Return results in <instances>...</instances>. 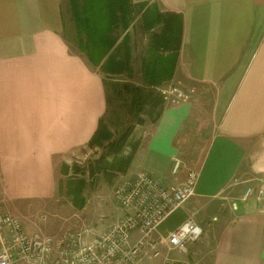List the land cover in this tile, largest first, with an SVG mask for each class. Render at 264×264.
<instances>
[{
    "label": "crops",
    "instance_id": "crops-1",
    "mask_svg": "<svg viewBox=\"0 0 264 264\" xmlns=\"http://www.w3.org/2000/svg\"><path fill=\"white\" fill-rule=\"evenodd\" d=\"M129 3L127 23L146 11L134 30L141 66L160 28L149 26V13L179 14L182 37L170 78L200 86L190 96L206 94L203 109L199 99L157 101L152 121L141 124L149 128L126 177L146 171L173 185L185 179L186 167L200 173L194 195L151 239L160 245L153 264H264V211L256 197L241 200L247 187L264 188V0ZM65 31L64 0H0V214L24 218L31 236L53 235L52 221L37 213L52 207L60 161L88 144L106 110L104 78L70 51ZM129 31L127 24L126 40L117 41L127 65L134 56ZM174 157L184 164L177 174ZM187 219L201 226V239L186 254L169 252L163 238Z\"/></svg>",
    "mask_w": 264,
    "mask_h": 264
},
{
    "label": "rangeland",
    "instance_id": "rangeland-1",
    "mask_svg": "<svg viewBox=\"0 0 264 264\" xmlns=\"http://www.w3.org/2000/svg\"><path fill=\"white\" fill-rule=\"evenodd\" d=\"M77 1V4L81 6L82 1ZM72 6L71 0H64L65 35L70 51L82 57L92 70L97 71L104 78L106 110L102 117V129L98 138L60 161L57 191L51 201L52 207L48 213L45 211L37 213L42 220L48 216V219L52 221L54 232L50 237L55 239L69 233H80L84 236L98 235L115 223L120 215L115 219L112 217L118 208L113 192L120 182L129 178L126 177L129 163L141 142L143 132L149 128L147 124L156 115V109L160 108L155 103L160 101L161 104L163 102L168 105L171 101L190 102L199 99L198 105L200 104L203 109V96L206 95L203 92L202 96H190L189 92L194 90L197 94L200 86L189 88L183 76L171 80L169 75L165 79L158 77L159 81L152 80L150 84L145 82L147 74H142L140 64L144 50L136 43V38L138 39L137 36L140 34H134L136 28H141V22L144 25V11H139L140 14H135L134 18L130 16L129 23L126 22L130 27L128 38L132 41L134 56L128 59L129 65H125L127 54L124 47L118 50V53L123 55L118 59L109 58L105 47L100 50L86 49L84 35L79 34L77 38L76 34L77 22H80L81 31L85 26L83 5L79 11V18L74 16ZM122 19L123 17H119V27L114 29L113 35L117 38L124 36ZM124 21H126L125 17ZM102 23H104L103 20L101 22L96 20V27H102ZM105 31L100 33L107 39ZM126 38L127 36L123 40ZM139 38L144 40L142 36ZM123 40L120 43H123ZM98 41L101 46L103 41ZM113 60L123 61V63L110 64ZM205 114L207 113L203 112V115ZM140 120L149 123L142 127ZM29 219L32 222V218ZM44 223H47V220ZM158 249L160 250V245ZM153 262L150 251L145 248L138 264H153Z\"/></svg>",
    "mask_w": 264,
    "mask_h": 264
},
{
    "label": "built area",
    "instance_id": "built-area-1",
    "mask_svg": "<svg viewBox=\"0 0 264 264\" xmlns=\"http://www.w3.org/2000/svg\"><path fill=\"white\" fill-rule=\"evenodd\" d=\"M184 164L172 160V174ZM185 179L165 185L146 171H138L120 182L113 197L121 216L104 232L94 236L69 233L60 238L27 234L20 220L0 214V264H138L144 249L150 246V258L159 255L152 241L165 220L194 195L199 170L185 168ZM256 197L264 211V188L247 187L241 197ZM203 230L194 219H187L169 232L163 243L169 252L186 254L188 246L201 239ZM160 264H177L165 259Z\"/></svg>",
    "mask_w": 264,
    "mask_h": 264
},
{
    "label": "trees",
    "instance_id": "trees-1",
    "mask_svg": "<svg viewBox=\"0 0 264 264\" xmlns=\"http://www.w3.org/2000/svg\"><path fill=\"white\" fill-rule=\"evenodd\" d=\"M71 1L73 5L72 12L75 17L77 16L76 18L80 17L79 11L83 5L85 26L83 31H81L80 22H77V38L79 34L84 35L86 49L92 48L93 50H100L102 47H105L107 48L106 54H109V58L118 59V55H121V53H118V50H120V47H124V43H118L117 41L120 36L117 38L113 34L114 29L119 27V17H123V19L124 17L126 18L127 13L130 11L131 5L129 0H80L82 1L81 6L77 4V0ZM123 19L121 22L124 23L123 28L125 30L127 24L126 21L123 22ZM149 19L153 22L149 24L151 28L153 25L160 24L159 30L151 36V51L148 63H145L141 69L144 74H147L144 79L145 82L150 84L152 80L159 81L158 77L165 79V77H169V75L171 76L172 74L175 67L176 56L180 49L182 17L174 12H163L157 13L155 17L151 16V13H149ZM96 20L97 22L104 21V23L101 24L102 27H96ZM103 31L106 32L107 39L101 36L100 32ZM98 40L103 41L101 46ZM120 63H123V61H110V64ZM150 102L154 104L153 101ZM140 124H142L141 120ZM101 129L102 119L99 121L98 128L88 143L98 138Z\"/></svg>",
    "mask_w": 264,
    "mask_h": 264
}]
</instances>
